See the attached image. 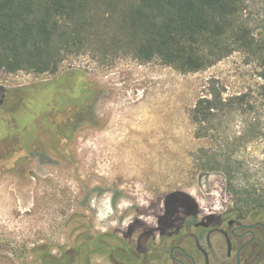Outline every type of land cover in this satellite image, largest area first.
<instances>
[{
    "label": "rangeland",
    "instance_id": "rangeland-1",
    "mask_svg": "<svg viewBox=\"0 0 264 264\" xmlns=\"http://www.w3.org/2000/svg\"><path fill=\"white\" fill-rule=\"evenodd\" d=\"M244 8L243 18L258 31L264 0H244ZM111 33L99 29L89 48L67 56L54 74L0 71V133L12 135L24 126V141L4 146L0 155V244L12 245L13 264H40L45 254L82 264L83 242L107 235L103 242L117 247L135 209H148L156 198L162 210L164 197L173 193L217 212L235 207L217 170V122L215 131L203 132L191 119L213 83L224 97L244 95L240 109L225 117L223 135L245 164L234 185L264 195V80L258 61L233 51L183 74L158 58L142 63L114 50ZM20 87L33 88L34 95L27 94L32 111L5 113L11 100L2 89ZM90 125L97 128L73 133ZM241 137L249 141L234 142ZM105 202L111 211L101 219ZM153 216L142 220L153 226ZM94 249L107 248L88 245ZM89 254L90 264H109L101 254Z\"/></svg>",
    "mask_w": 264,
    "mask_h": 264
},
{
    "label": "trees",
    "instance_id": "trees-1",
    "mask_svg": "<svg viewBox=\"0 0 264 264\" xmlns=\"http://www.w3.org/2000/svg\"><path fill=\"white\" fill-rule=\"evenodd\" d=\"M244 9V0H0V71L54 74L67 56L86 51L102 28L112 32L111 48L132 53L142 63L158 58L184 74L239 51L258 61L264 80V26L253 30L243 18ZM32 91L2 89L11 100L3 111H32L27 95ZM261 95L264 99V86ZM208 96L197 101L191 119L203 132L215 131L217 122V170L227 179L235 207H264V195L234 185L245 164L234 156L236 150H228L233 142L223 135L225 117L240 109L244 95L224 97L213 83ZM22 127L12 135L0 133V155L4 146L24 141ZM248 141L241 137L234 142Z\"/></svg>",
    "mask_w": 264,
    "mask_h": 264
},
{
    "label": "flooded vegetation",
    "instance_id": "flooded-vegetation-1",
    "mask_svg": "<svg viewBox=\"0 0 264 264\" xmlns=\"http://www.w3.org/2000/svg\"><path fill=\"white\" fill-rule=\"evenodd\" d=\"M96 128L95 125L74 128L73 133ZM18 148L25 146L21 144ZM155 202L156 198L146 210H134L137 216L117 240V247L108 248L102 240L107 235L83 242L82 264H90L89 253L101 254L109 264H264V207L239 210L232 206L217 212L213 207L197 206L180 193L165 196L162 210ZM178 203L182 205L176 206ZM149 213L154 214L153 226L142 220ZM124 219L125 216L120 218ZM93 243L107 249L90 252L88 245ZM11 247L0 244V264H13ZM45 262L62 264V259L45 254L40 264Z\"/></svg>",
    "mask_w": 264,
    "mask_h": 264
},
{
    "label": "clouds",
    "instance_id": "clouds-1",
    "mask_svg": "<svg viewBox=\"0 0 264 264\" xmlns=\"http://www.w3.org/2000/svg\"><path fill=\"white\" fill-rule=\"evenodd\" d=\"M105 208L108 210V211H102L100 213V218L102 219L104 216H106L108 214L109 211H111V207L107 204V202H105ZM127 223V222H126ZM107 229L106 228H101V231H106Z\"/></svg>",
    "mask_w": 264,
    "mask_h": 264
},
{
    "label": "bare ground",
    "instance_id": "bare-ground-1",
    "mask_svg": "<svg viewBox=\"0 0 264 264\" xmlns=\"http://www.w3.org/2000/svg\"><path fill=\"white\" fill-rule=\"evenodd\" d=\"M138 111H139V110H138ZM136 119H137V118H136ZM147 119H148V118H147ZM137 120H138V119H137ZM145 121H146V120H145ZM129 122H130V121H129ZM135 124H136V123H135ZM139 124H140V122H139ZM136 127H138V126H136ZM141 127H142V126H141ZM134 129H135V128H134ZM134 129H133V130H134ZM141 131H143V130H141ZM119 145H120V144H119ZM107 176H108V175H107Z\"/></svg>",
    "mask_w": 264,
    "mask_h": 264
}]
</instances>
